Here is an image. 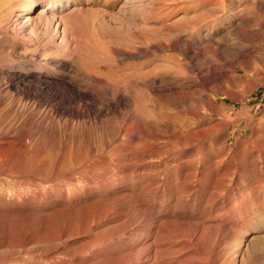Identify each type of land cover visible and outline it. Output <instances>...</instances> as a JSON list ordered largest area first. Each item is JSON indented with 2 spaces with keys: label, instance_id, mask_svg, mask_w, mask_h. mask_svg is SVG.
I'll use <instances>...</instances> for the list:
<instances>
[{
  "label": "rangeland",
  "instance_id": "obj_1",
  "mask_svg": "<svg viewBox=\"0 0 264 264\" xmlns=\"http://www.w3.org/2000/svg\"><path fill=\"white\" fill-rule=\"evenodd\" d=\"M2 1L0 264H264V0Z\"/></svg>",
  "mask_w": 264,
  "mask_h": 264
},
{
  "label": "bare ground",
  "instance_id": "obj_2",
  "mask_svg": "<svg viewBox=\"0 0 264 264\" xmlns=\"http://www.w3.org/2000/svg\"><path fill=\"white\" fill-rule=\"evenodd\" d=\"M2 1V0H1ZM1 1H0V5L2 6V4H1ZM19 1V0H18ZM2 2H5L4 0L2 1ZM9 2V1H8ZM12 4H13V2H12ZM11 4V5H12ZM24 2H22L21 0L19 1V2H17L16 4L14 3L13 4V8H15L14 10H16L18 13L16 14V15H20L21 17H22V15H23V13H24ZM43 8H41L40 9V13L41 14H43V15H46V14H48L49 12L50 13H55V10H57L58 9V7H59V1L58 0H48V1H44L43 3ZM6 5H7V2H6ZM11 7L12 6H4L3 7V10L2 11H4V12H6V13H11ZM2 8V7H1ZM4 12H2V13H4ZM10 15V14H9ZM11 15H13V14H11ZM10 15V16H11ZM56 17V16H55ZM57 19L59 20V22L62 20V18L60 17H57ZM183 50V49H182ZM209 110V109H208ZM2 128V127H1ZM257 130V129H256ZM6 133V132H5ZM4 133V134H5ZM0 136H3V135H0ZM8 137V136H7ZM7 137H0V173L3 171V166H6L7 164H9V165H11V164H13L14 163V156H16V154H19L18 152L19 151H21V148H14L12 151H7V148H6V146H8L9 144H11V141L7 138ZM263 137V136H262ZM162 142H164V141H162ZM182 143V142H181ZM203 143V142H202ZM185 144V143H184ZM9 147V146H8ZM13 147V146H12ZM21 147V146H20ZM2 148V149H1ZM11 150V149H10ZM243 153V152H242ZM192 158V157H191ZM90 159V158H89ZM21 161H22V163H20V164H23V166H25V168H26V161H24L23 159H21ZM86 161V160H85ZM199 161V160H198ZM201 162V161H200ZM57 165V164H56ZM109 165V164H108ZM128 165V164H127ZM253 165V164H252ZM46 166H48V164L46 165ZM59 166V165H58ZM62 166V165H61ZM177 166V165H176ZM159 167V166H158ZM46 168V167H45ZM48 168H50V166H48ZM47 168V169H48ZM170 168V167H169ZM233 169V168H232ZM197 170V169H196ZM52 172H49L48 174H47V176L48 177H51L52 178V176L54 175V176H59V175H61V174H59V170H55V171H53V170H51ZM94 172V171H93ZM144 172V171H143ZM193 173V172H192ZM191 174V173H190ZM28 175V174H27ZM26 175V176H27ZM189 175V174H188ZM62 176V175H61ZM55 177V178H56ZM36 178V177H35ZM50 178V179H51ZM60 178V177H59ZM40 179H43V178H40ZM53 179V178H52ZM57 179V178H56ZM45 180V179H44ZM44 180H41V181H44ZM54 180V179H53ZM50 181V180H49ZM48 181V182H49ZM52 181V180H51ZM160 181V180H159ZM46 182V181H45ZM195 182V181H194ZM189 183V182H188ZM57 186V185H56ZM141 187V186H140ZM211 187V186H210ZM80 191V190H79ZM152 192V191H151ZM156 194V193H155ZM168 194H170V193H168ZM129 236V235H128ZM134 238V237H133ZM139 240V239H138ZM143 243V242H142ZM127 244H130V243H127ZM133 244V243H132ZM131 244V245H132ZM134 248V247H133ZM137 249V248H136ZM148 251V250H147ZM131 256H133V255H131ZM149 257H150V255H149ZM148 257V258H149ZM218 257V256H217ZM216 257V258H217ZM129 260V259H128ZM138 261V260H137ZM147 261V260H146ZM133 262H135V261H133ZM125 263V262H124ZM129 263V262H128Z\"/></svg>",
  "mask_w": 264,
  "mask_h": 264
}]
</instances>
